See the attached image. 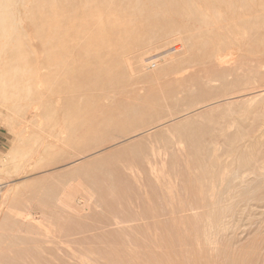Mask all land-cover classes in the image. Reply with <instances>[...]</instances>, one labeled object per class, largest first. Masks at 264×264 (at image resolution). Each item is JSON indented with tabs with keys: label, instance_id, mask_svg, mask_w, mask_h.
<instances>
[{
	"label": "bare ground",
	"instance_id": "6f19581e",
	"mask_svg": "<svg viewBox=\"0 0 264 264\" xmlns=\"http://www.w3.org/2000/svg\"><path fill=\"white\" fill-rule=\"evenodd\" d=\"M58 2L65 5V7L63 8V15L67 14L68 17H71L75 21L80 20L86 23V32H84L85 34L83 33L85 37L79 39L80 43H82V49H84L85 51V54L83 56L84 59L74 54L66 55L64 52L59 51L57 48H55L54 50H52L53 54L49 58L50 65L48 67L47 73H42L43 71L40 72L38 67L29 64V54L27 53L28 50L25 48H28L29 51L31 50V48L27 46V43L24 40V35L22 33H19L18 22H23L24 18L17 15V10L20 4L21 7L23 4H26L25 7L28 10L32 5H35V7H37V13L41 14L42 11L46 9L43 8L44 5H52V12L54 9V4ZM5 4L11 5H9V7H6ZM56 11H59V9H56ZM227 16L233 18V20L235 19L236 25L238 24L237 26L241 25L243 28H245V30H247L245 31L246 39L243 37L245 39L244 41H246L245 44L247 45V50L251 53L263 56L264 0H0V40L2 37H4L5 42L11 47V52H15L16 54H18L17 63L14 62L13 57L6 61V65H10V75L13 78L17 77L16 82L26 81V83L28 84L32 82L38 84L42 83L41 85L46 83L50 88L46 90L43 85L42 91L45 90V92L39 91L40 87L39 89H37L39 92L35 90L40 96L42 95V93H44V96L40 97V101L44 100L45 96L49 98L52 95V97H57L58 95V100H55L54 104L53 102H51V105L53 106L50 105L49 109L51 111V108L55 106L54 112H56V105L58 101H61L60 103L62 107L60 105L58 107L63 113L62 115L64 118L62 117L63 122L60 119L59 120L63 123V125H65V127L68 124V127H66L68 129L66 131L68 135L66 137H68V154L70 153V156L68 155V157L71 159L70 162L68 161L69 164L73 163L72 166H76L74 164L76 163V161L80 159L82 160L83 158L87 157H91L90 159L88 158L89 164L97 162V166L92 169L90 173V177H92L91 179L96 178V181H93V184L90 187L91 189L89 190L88 188H86V191L89 190V194H97L102 199H105L108 196H113L115 194H121L120 196H122L123 194L122 198H124V196H127L128 198V196H130V194H127L129 192V186H133L138 191H141L140 189L142 187L137 179L138 174L133 175L134 179L132 180L130 179L131 177L128 178L130 179V181L126 177V179L129 181L128 184L125 178L123 184L119 183L118 178L116 180L118 182L116 183L113 177L114 173H116V170L108 168L106 166L105 160L100 159V155L103 152L105 153L106 150L116 146V144H118L122 140H124L123 142H125V139H132L134 135L131 137V132L130 135H118L119 132H121V129L126 126L123 122L130 118H132L133 120L137 119L135 124H132L131 126H137L142 123H149L154 125H151V128L158 127L165 123L169 124V122H172L176 119V117H173L170 118L169 121L160 123L159 121L151 122L154 112L172 110L171 104L174 103V100L169 98L168 94L173 92V87L178 86V76L177 78H174L171 81H167L165 83H161L160 80H165L166 77H171L172 74L174 76V74L176 75L177 73L179 74L183 72L186 69L187 64L196 61L198 56H200L199 53L201 51V56L202 54L204 55L202 58L205 59L206 56V59L213 65H215L219 72L215 76L210 77V79H207L204 82L200 83V90L198 91L192 85L193 90L191 89L187 91V94H189V96L206 93L209 89L213 90L215 93L221 92L223 95H227V91L231 90L232 88L255 85L257 84V82L264 81V70L261 69L262 67L258 66L259 64L254 65L253 67L247 69L242 73H239L240 68L238 69L236 67L238 65L235 66L234 64H232L233 67L231 64L230 67H221L219 65V56L221 51L230 47L233 41L231 42L229 37L223 32H216L211 28L208 29V27L209 24H217L222 28L226 27V24H222L221 22H219V20H222ZM45 20V23L49 22L48 18H45ZM71 27L74 28L75 26L72 25ZM58 29L60 30L59 34L62 35L63 28L58 26ZM94 32L102 35L105 40L109 39L113 35L119 37L122 36V34H128L130 36V40H124L120 42L117 46L111 49L109 55L107 49L101 50L100 48H97L98 45L95 44V40L91 36ZM77 33L78 32L76 28L72 31H69V29L67 28V33H65L64 36L69 43L68 47L74 45L73 43L75 42ZM38 34L39 37L44 40V43L49 42L48 36L46 35L47 30L44 27L41 26V28L38 30ZM243 35H245L244 32ZM175 40H179V42H182L183 44V46L176 47L177 51L183 48V52L181 51V54L172 56L171 53V56H168V51L167 53H165L167 55L163 57L164 61L163 63L161 62V64L159 65V69H157L156 72L151 73L142 71V68L145 65L144 63L146 59H148L147 56L151 53V51L165 48ZM235 45L238 46L234 43V46ZM63 46L67 48L65 42H63ZM19 55H21V62ZM246 56L247 55H245V57ZM234 71H236L235 74ZM232 75H234V77L231 78L230 76ZM206 78L207 76L204 79ZM130 80H136V82L148 85V89L151 91V94L148 96L141 95L130 99L120 98L116 101V105L113 106L115 110L114 113H104L103 111L107 106L105 101L110 102L114 101V99H117V95L124 93L125 91L123 89L124 85L127 84L125 82ZM185 80V76L179 77V86L181 85V87L183 88L189 87L190 85H185ZM217 80H221L222 82H220L218 85L212 83L213 81ZM194 82L195 80L192 83ZM33 86H27V90L23 89L24 92H33L35 89ZM126 88L129 89V87ZM245 89L246 92L247 88ZM251 91L252 89L247 93L252 94ZM239 93L236 95H243H239ZM258 93V96H264V89L259 90ZM232 97L234 96L232 95ZM7 98L8 97H3L0 88V107L1 104L7 101ZM224 99L227 98L224 97ZM244 100L243 103L245 105ZM46 101L48 102L49 106V101ZM47 102H45L44 100L42 104H47ZM190 111L192 112V110ZM211 111L213 112L214 110ZM206 112L207 111H199L197 114H195V116H204ZM54 114L52 115L55 117ZM174 115H170V117ZM262 115L264 119V114ZM57 118L58 116L54 118L55 124L57 123V121L55 122ZM190 120H192V118L189 115L180 122L170 123V125H168V127L166 126L167 128L165 127L164 129H162L161 132L163 133L168 130L176 129L179 127V125H181L182 127L187 126L189 124L188 121ZM202 120L204 122L195 123L193 126L194 128L185 135L187 137H185V139H180L179 141V143L187 142L186 146L188 145V147H185L188 149L185 148V151H183L182 149H179L181 151L175 150L173 153L169 151V153L171 152L172 157L170 156V168L167 169L172 170V172H169L164 167L169 173L177 172L178 174L180 172L184 176L186 175L184 181L185 183H189L192 185L190 187L191 193H189V187L187 189L182 188L184 189L183 192L187 191L188 193L186 192L179 195V209L177 208L179 210V213L178 211L177 213L171 212V210L167 211V209H171L173 207V209L175 210V207L178 205V203H174L177 205L172 206L171 208L170 206L167 207V203L165 202V200H169L168 196H165L162 190H160L161 193L159 192L156 183L155 186L151 184V186L153 187L152 189H154L155 191L154 195L159 199H157L158 203L152 204L144 201L142 202L143 207H159L163 209V212L167 207L165 210L167 214H169L168 212H171L170 214L176 213V215H174L168 222L162 219L163 222L162 220L160 221L162 225L160 224L155 228V221V225L153 224V226L149 223L151 225V228L153 227L154 230H158L160 233L159 235H157L158 233L156 234V231L153 232L156 234L154 238L158 240V244L155 246L154 242L150 243L153 245L149 247L147 246L145 249L139 246V250L137 247L135 251L129 254H131V256H137L138 258L141 255L142 257L147 256L152 264H264V225H258L255 227V218L253 220V218L251 217L257 214H254V212L252 213L250 210H247H254L255 208L254 211H256V208L261 209L260 207H262V204H264V163L258 164L259 162L257 161L259 159L256 157L258 153L256 152L257 146L260 144L264 145V134L262 135L261 130H259L261 131V133H256L254 129L253 130L255 133L253 132V134H251V132L253 131L251 130V128H253L252 125H249L251 127L249 128L250 130H247L248 128H245V131L247 130V133H244L240 130L241 132L239 131L235 134H227L222 132V128L218 130L217 128H215L216 126H209L208 124H205L207 122L206 120ZM59 124L60 122H58V124H56L55 126ZM258 124L259 125L255 123L254 125H256V127H258L259 129V126L261 124ZM94 125H96L95 129H93ZM261 126L260 128H262L264 125L262 127ZM62 129L65 130V128ZM141 131L139 130V132ZM177 132L178 131L176 130L175 133ZM154 133L158 134V132ZM182 137L183 136H181V138ZM173 138L175 139V137ZM173 144L174 143L172 142L170 146H172ZM62 151H64L63 148ZM157 151L161 152L163 150L159 149ZM132 153L130 155H132ZM221 154H228V158H232L231 161L229 160L230 162L222 163V161L220 160ZM169 155L167 158H169ZM136 156H138V153ZM129 157L132 158L131 156ZM179 159L187 162V168H184L185 165L182 163V161V169L179 170V164H181L179 163ZM139 160L141 159L139 158ZM150 160L148 162L149 165L144 164V161V163H142V166L139 167V171L143 173V176L148 179V181H150V179L153 180L152 178H154V176L156 175H154L153 173L154 176H152V166H150ZM159 160L161 161L160 157ZM227 160L228 159L226 158L224 161ZM130 161L131 159L129 160V162ZM166 161L168 160L165 159L164 163H166ZM135 162H137V160H135ZM9 164L10 160H0V172H4L5 174L9 175ZM5 165L8 166V169L3 168ZM123 166H125V164H123ZM159 167L160 164H158V168ZM160 168L159 169L162 172L165 171L163 167ZM224 169H228L229 171H224ZM136 173L139 172L136 171ZM120 174L122 173L120 172ZM166 176L163 175L160 177H164L165 179H167ZM178 176L176 175L177 178H180ZM97 178H102V180H97ZM182 180L183 179H181V184L183 182ZM163 183L165 184V182H162V184ZM166 185H164V187ZM150 194L152 195V193ZM137 196H135V198ZM154 200L156 201V199ZM50 201L55 209L59 208L62 211L71 209L78 214L80 210L83 209L82 212L84 211V208H82V206L80 208L77 207L72 200L66 201V199L64 200L61 197H56L55 195H53L50 198ZM169 204L171 205L170 202ZM129 206L130 205H128V208ZM131 209H134L132 205L130 206V210ZM149 209L150 208H148L147 210ZM246 210L248 211V213H252L250 215H254L250 218L246 217L247 219H240L239 217L246 213ZM261 211L264 212V209ZM10 213L12 212L10 211ZM106 213L109 212L107 211ZM6 215H8V213ZM157 216L158 215H156V217ZM258 216L259 214L256 217ZM9 217H5L4 220L2 219L3 225L0 226V264H19V262L16 263L15 261L10 259V253V256L8 257L7 251L6 253L3 251L4 247L7 248L8 245L10 246V244H13L12 236H10L8 232H4L8 229L5 224L12 220ZM244 219L246 221H244ZM263 219H261L260 222ZM28 220L29 219H27V221ZM34 220L36 221L35 218ZM120 220L121 219H119V221ZM262 222H264V220ZM168 223H170L171 225H169ZM122 228V231H125L124 226H122ZM133 228H135V226H132L130 229L131 231L135 232ZM137 228L139 229L140 227L137 226ZM143 230L145 231V229ZM110 231L108 233H110ZM133 235L137 237L139 236L137 235V233ZM147 235L148 236L144 237L141 235V237L138 238H146L150 240V237L152 238L153 234L151 236H149L150 234ZM125 239L127 240V238ZM125 239L123 243L125 242ZM146 239H144V242ZM148 240L146 242L148 243V245H150ZM131 241L133 243V240ZM117 243L115 242V244ZM132 243H130L129 246H132ZM135 245L136 244H134L133 247ZM116 246L118 247V245ZM116 246L114 248H117ZM98 250L100 249L98 248ZM8 251L11 252V250ZM124 251L123 254H127V252L124 253ZM25 252L26 251H24V253ZM117 252H119V250ZM119 253H121V251ZM38 254L40 256L42 255L41 253ZM112 254L110 255L112 256ZM125 255L123 256L124 259L126 257ZM17 257L19 256H16L15 258ZM21 260L23 259L21 258ZM119 260L121 261V259ZM126 261H128V259ZM126 263L128 264L129 262Z\"/></svg>",
	"mask_w": 264,
	"mask_h": 264
},
{
	"label": "rangeland",
	"instance_id": "374dc122",
	"mask_svg": "<svg viewBox=\"0 0 264 264\" xmlns=\"http://www.w3.org/2000/svg\"><path fill=\"white\" fill-rule=\"evenodd\" d=\"M5 5L6 7H9V5L11 4H5ZM25 5L26 4H23L21 7V4H20L18 6L17 15L24 18L23 22L22 21L18 22V27H19V33L20 34L22 33L24 35V40L26 41L27 46L31 48L30 51L28 48H25L28 50L27 53L29 54V64L30 65H35L36 67H38L40 72L43 71L42 73L44 72L47 73L48 67L50 65L49 58L53 54L52 50H54L55 48H57L59 51L64 52L66 55L74 54L84 59L83 56L85 54V51L84 49H82V43H80L79 41L80 38L85 37L83 35V33L86 32V23L84 21H80V20L75 21L71 17H68L67 14L63 15V11H64L63 8L65 7V5L60 2L54 4V9L52 12H51L52 5H44L43 8H46V9L43 10L41 14L37 13L36 11L37 7H35V5H32L29 8V10L25 7ZM201 6H204V5H201ZM56 9H59V11H56ZM45 18L49 19L48 23H45L46 22ZM219 22H221L222 24H226V27L222 28L218 26L217 24H213V25L209 24L208 29L211 28L215 30L216 32H223L225 35L229 37L231 42L233 41L230 47L221 51L220 56H219L220 57L219 65L221 67H230L232 64H234L235 66L238 65L236 67L238 69L240 68L239 73H242L246 71L247 69L253 67L254 65H258V64H259L258 66L262 67L261 69L264 70V55L263 56L257 55L247 50V45L245 44L246 41H244L246 39L245 31L247 30H245V28H243L241 25L237 26L238 24L236 25V20L235 19L233 20V18L229 16L223 18L222 20H219ZM72 25H74L75 27L72 28L71 27ZM41 26L47 30L46 35L48 36V40H49L48 43H44V40L39 37L38 30L41 28ZM58 26L63 28L62 35L59 34L60 30L58 29ZM67 28L69 29V31L70 30L72 31L73 29L76 28L78 32L77 37L75 38V42L73 43L74 45L69 46V47H68L69 43L64 36V34L67 33ZM243 32L245 33V35H243ZM91 36L94 38L95 44L98 45L97 48H100L101 50L107 49L109 55H110L111 49L117 46L120 42L124 40L125 41L130 40V36L128 34H122V36H119V37L113 35L112 37L114 38L109 36L110 38L106 40L102 35H99L96 32H94ZM63 42H65L67 48L63 46ZM234 43L237 44L238 46L236 45L234 46ZM174 46L179 47V46H183V44L182 42H179V40H175L173 41V43H171L169 46L165 48H160V49L151 51V53L147 56L148 59H146L144 63L145 65L143 66L144 70L142 68V71L154 73L157 71V69H159V65L161 64V62L163 63L164 61L163 57L165 55L168 54V56H171V53H172V56H177L183 52L182 50L183 48H181V50L179 51H176L174 49ZM199 54L200 56H198L196 61H194L195 63L191 62L187 64V67L183 72L179 74L177 73L176 75L174 74L175 77L172 74L171 77L168 76L169 78L166 77L165 80L164 79L160 80L161 83H165L167 81H171L174 78H177L178 76L177 78L178 86L173 87L172 89L173 92L170 93L171 95L168 94L169 98L174 100V103L171 104L172 110L154 112L151 122L159 121L160 123L164 121H169V119L173 117H176V119L172 121L173 123L180 122L189 115L191 116L192 120L188 121L189 124L187 126L182 127L181 125H179L178 128L168 130L163 133L161 132V130L164 129L166 126L168 127V125H170V123L172 122H169V124L168 123L162 124L163 126L160 125L158 127L151 128L150 126L151 125L154 126V125L149 124V123H146V124L142 123L137 126H131L132 124H135L137 119L133 120L132 118H130L131 120L128 119L124 121L123 123H125L126 126L121 129V132H119L118 135H125V134L130 135V132H131L130 136L132 137L134 135L132 139L131 138L130 139L128 138L129 140L125 139V142H123L124 140H122L121 142L116 144V146L112 147L113 149L112 148L108 149L105 151V153L103 152L101 155L100 154L98 155H100L101 157L100 159L105 160L106 166L108 168L116 170L115 171L116 173H114L113 175L116 183L119 181V183L123 184V181L125 178L128 184L130 179L131 180L134 179L133 175L138 174L137 179L142 188L140 189L141 191H138L133 186L132 187L134 188V190L131 186H129L128 187L129 192L127 194H130V196H128V198L127 196H124V198H122L123 194L122 196H120L121 194H115L113 196H108L105 199H102L97 194L93 195V194H89L88 192L91 189L90 187L93 184V181H96V178L91 179L92 177H90V173H91V170L97 166V162L89 164L88 162L89 157H87V158H83L82 160L80 159L76 161V163H74L76 166H72L73 163L69 164L71 159L68 157V155L70 156V153L68 154L69 152L68 150L69 146L67 145L68 137H66L68 135V133L66 132L68 130L66 128L68 127V124L65 127V125H63L62 123L64 117L62 115L63 113L60 111L58 107L59 105L62 107L60 103L61 101H58L56 105L57 107L56 112H54L55 106L52 107L53 111L51 108V111L54 112L55 114L52 113L49 109L51 102H53L54 104V101L58 100L57 98L58 95L57 97H52L53 96L52 95L49 98L45 96L44 100L45 102H47L46 100L49 101V106H48V102L47 104L44 103L45 104L44 105L42 104L44 100L40 101L41 100L40 97L44 96V93H42V95L40 96L38 95V92L39 91L45 92V90L42 91L43 85L46 90L50 88L48 87L46 83L41 85L42 83L38 84V83L32 82L28 84L26 83V81L16 82L17 77L13 78L10 75L9 73L10 65H6V61L11 59V57H13L14 62L17 63L18 54H16L15 52H11V47L5 42V38L4 37L1 38L0 40V59H1L0 61V88L2 91L3 97L4 98L8 97V98H7V101L1 104V107H0V160H3V161L10 160V164H9L10 167L6 165L3 167L4 169L9 168L10 173L9 175H7L4 172H0V176H1L0 177V226L3 225L2 219L4 220L5 217L10 216L9 218L12 220H10L8 223L5 224L8 227V229L5 230L4 232L6 233L8 232V234L12 236L13 244H10V246L8 245L7 247L8 249L4 247L3 251L5 253L7 251L8 257L10 256L9 253L11 254L10 256L11 260L15 261L16 263L19 262V264H31V263L33 264H64V263L65 264H117L119 263L120 264V262L121 264H123L124 262L125 263L129 262L128 264H152V262L149 260L147 256L142 257L141 255L138 258L137 256H131V254L129 253L135 251L137 247L139 250L140 249L139 246L142 247L143 249H145L147 246L148 247L152 246L153 244H150V243H153V242H154V245L156 246L158 244V240L154 237L156 236L157 233H158L157 235H159L160 233L158 230L157 231L154 230L153 227L151 228V225L153 226V224L156 222L155 223L156 226H154V228L158 227L160 224L162 225V223L160 222L162 219L168 222L171 220V218L174 215H176L177 211L179 213V210H178L179 209L178 208L179 207V195L187 192L186 190H185L186 192H183L184 189L182 188L187 189L189 187V193H191L190 187L192 185L189 183L188 185L184 181V178L186 175L184 176L180 172L177 174V172H174V171H173L174 173H169V172H172V170L167 169V168H170L169 166L171 162L170 156L172 157L171 152L173 153L175 150H179V149H182L183 151L188 149L186 148L188 147V145L186 146L187 142L179 143L180 139H185V137H187L185 135L194 128L193 126L195 123L204 122L202 119L207 121V122L205 121L206 122L205 124H208L209 126H216L215 128H217L218 130L222 128L223 130L222 132L227 133V134L228 133L235 134L239 132L240 130L244 133H247L246 131L250 130L249 128H251L250 127L251 125L253 127L251 128V130L254 129L256 133H261L262 131V135L264 134V126H263L264 119L262 115L264 114V96L263 95L258 96L259 94L258 91L264 89V81L257 82V84L255 85H249L245 87L241 86L239 88H232L231 90L227 91L228 93L227 95H223L221 92L215 93L211 89H209L206 93L199 94V95L189 96V94H187V91L193 88L192 85L198 91L200 90V87H199L200 83L204 82L207 79H210V77L215 76L219 72V70H217V67H215V65H213L211 62H209L206 59V56H205V59L202 58L204 55L202 54L201 56V51ZM245 55L247 56L245 57ZM19 57H20V62H21V55H19ZM21 65H24V64H21ZM236 71H234V74L236 73ZM181 76L186 77L185 85L186 86L190 85L189 87L183 88L181 87V85L179 86V77ZM206 76L207 78L204 79ZM202 77H203V80H202ZM230 77L232 78L234 77V75ZM194 80L195 82L192 83ZM220 82L222 81L217 80V81H213L212 83L218 85ZM125 83L127 84H125L123 87V89L125 90L124 93L118 94L116 97L117 99H114V101H110V102L105 101L107 106L105 107L103 111L104 113L106 114L114 113L115 110L113 106L116 105V101L120 98L130 99V98L141 96V95L148 96L151 94V91L148 89V85H145L144 83L136 82V80H130ZM33 85H35L37 88ZM27 86L29 87L33 86L35 88L34 91L31 93H28L26 91L24 92L23 89L27 90ZM126 87H129V89H127ZM256 87H260L262 89L256 88ZM245 88H247L246 92H245L246 90ZM37 89H39V91ZM248 89L249 91L252 89L251 92L253 95L251 93L249 94L247 93L249 92ZM35 90H37L38 92ZM238 93L239 95L241 94L243 95L242 96L236 95ZM232 95L234 97H232ZM30 96H33V97H30ZM224 97L227 99H224ZM228 97H232V98H228ZM242 99L243 100L247 99V100H244L245 105ZM190 110H192V112ZM211 110H214V111L212 112ZM199 111H207V112L204 114V116H199V117L195 116V114H197ZM59 112L61 115L59 114ZM184 113H187L188 115ZM52 114H54L55 117ZM170 115H174V116L170 117ZM56 116H58L57 120H55V122L57 121L56 124L60 122V124L57 126H55L56 124L54 123V118H56ZM140 119H145V118H140ZM255 123H257V125H259L258 123H260L261 125L263 123L262 125L263 127L260 125L263 129L260 128V126L258 129V127L254 125ZM147 127H150L151 129ZM62 128H65V130H63ZM95 128H96V125L93 126V129ZM245 128L246 129L248 128V129L245 131ZM139 130L140 131L142 130V131L139 132ZM176 130L178 131L177 133H175ZM254 130L251 132V134H253ZM135 132L136 133L138 132V133L136 134ZM154 132H158L159 135ZM172 136L175 137V139ZM181 136L183 137L181 138ZM263 138H264V135H263ZM171 141L174 143L172 145L174 147L170 146V144H172ZM260 145L257 146L256 152L258 153L256 157L259 159L257 161L259 162L258 164H263L264 163V145L263 144H262L263 146L262 145L260 146ZM136 146H137V149H136ZM62 148L64 151H62ZM159 149L160 150L162 149L164 153L163 151L161 152L157 151ZM169 151L171 152L169 153ZM135 152L138 153V156H136L137 153ZM131 153L132 155H130ZM167 153L168 155L170 154L169 158H167L168 157ZM227 155L228 154L226 155L221 154L220 160L222 161V163L224 162L227 163L231 161L232 158L229 157L230 158L229 159L228 158L229 155L228 156ZM129 156H131L132 158H130ZM159 157L161 161L159 160ZM139 158L142 161L139 160ZM226 158L228 160L224 161ZM130 159L131 161L129 162ZM165 159L168 160L166 161V163L168 164L164 163ZM135 160H137V162L139 163L135 162ZM149 160L151 163L150 166H152V176L156 174L154 178H152L153 180L150 179V181H148V179H146L143 176V173L139 171V167L142 166V163H144V161H145L144 164L149 165L148 164ZM162 162L164 165L162 164ZM181 162L185 165L184 168H187V165H188L187 162L179 159V163ZM182 163L179 164V170L182 169L181 167ZM88 164L91 166H89ZM123 164H125V166H123ZM158 164H160V167H163V168L165 167L169 172L165 168H164L165 171L163 170L164 172H162L161 171L162 169L160 167L159 168L161 170L158 168ZM135 170L139 173H136ZM224 171H229V170L224 169ZM120 172L123 175L120 174ZM175 173L177 176L179 175L178 177L180 178H177ZM163 175L165 176L167 175L166 176L167 179H165L164 177L162 178L160 177ZM126 177L127 179L130 177L131 178L128 179L129 180L128 181ZM117 178L119 179L118 181H116ZM179 179H180V182H179ZM181 179H183L182 181L184 182V183L182 182V184H181ZM97 180H102V178L101 179L97 178ZM3 182H6V183H3ZM162 182H165V184L164 183L162 184ZM151 184L153 186L156 185L160 193H161L160 190H162L163 194L165 196H168L169 200L167 201L165 200V202L167 203V207L170 206L171 208L172 206L177 205L174 203H178V205L175 207V210L173 209V207L171 209L169 208L167 209V211L171 210V212H176V213L170 214L171 212H168L169 214H167L165 211L167 207L164 210L165 213L163 212V209L159 207L157 208L143 207L142 202L144 201L152 203V204L158 203L157 202L158 198L154 195L155 191L154 189H152L153 187L151 186ZM164 185L166 186L164 187ZM86 188H88L89 190L86 191ZM150 193H152V195ZM53 195H55L56 197H61L64 200L66 199V201L72 200L77 207L80 208L82 206V208H84V211L82 212L83 209L81 208L82 210H80L78 214L75 211H72L71 209L69 210L67 209L65 211H62L59 208L55 209V207L53 206V204H51V201H50V198ZM135 196L137 197L135 198ZM152 196L155 198H153ZM154 199H156V201ZM169 202L171 203V205L169 204ZM128 205L130 206L132 205V207L135 210L134 209L130 210V206L128 208ZM263 206L264 204H262V207H260L261 209L256 208V211H254L255 208L254 210L247 209V210H250L252 213L254 212V214L256 213L257 215L259 214V216L261 215L262 217L258 216L259 219L258 217H256L257 215L253 214L255 217L253 215H250L252 213L251 212L248 213L247 210H246V213H244L239 218L247 219L246 217L250 218L251 216H253L251 218H253V220L255 218L254 220L256 223L254 225L255 227L258 225H264V222H262L264 220L263 219L264 212L261 211L264 209ZM148 208H150L149 209L150 212L149 210H147ZM106 209L109 213H106L107 212ZM10 211L12 213H10ZM7 213L9 216L6 215ZM155 214L158 216L156 217ZM131 215L133 216V218ZM158 217L160 220L158 219ZM34 218L36 219L37 222L34 220ZM27 219L29 220L27 221ZM30 219L31 220L33 219L32 220L33 222ZM119 219L121 220L119 221ZM145 219L147 221L149 220L148 224ZM245 219L244 221H246ZM261 219H263L261 221L262 223L260 222ZM130 224L133 227L135 226V228H133L135 232L131 231L130 228L132 226ZM168 224L171 225L170 223ZM88 226H89V229H88ZM122 226H124V229L126 232L122 231L123 230ZM137 226L140 228L138 229ZM114 228L115 229L118 228L117 230L119 232L115 230ZM143 229H145L146 232ZM149 229L150 230L153 229L154 231L153 230L150 231ZM109 231L110 233H108ZM113 232L116 234H114ZM129 232L131 233L133 232V233L131 234ZM153 232H155L156 234ZM136 233L137 235H139L138 237H141V235L143 237L148 236L147 234H150L149 236H151L152 234L153 235H152V238L150 237V240L144 238L146 239L145 242H144V239L141 238L143 241L142 242L140 238L133 235ZM125 238H127V240ZM124 239H125V242L123 243ZM131 240H133V243ZM147 240L149 241L150 245H148V243L146 242ZM115 242L116 243L118 242V243L115 244ZM130 243H132L133 245L134 244L136 245L134 247L133 245L129 246ZM116 245H118V247ZM115 246L117 248H114ZM98 248L100 250H98ZM8 250H11V252ZM118 250L119 252L121 251L122 255L121 253L117 252ZM24 251L26 252L24 253ZM123 251L124 253L127 252V254L126 253H125L126 255L123 254ZM38 253H41L42 255L40 256ZM109 253L110 254L113 253L112 256ZM15 255L19 257L15 258L16 257ZM124 255L126 256L125 259L123 257ZM12 258H15V259H12ZM21 258L23 260H21ZM119 259H121V261ZM127 259L128 261H126ZM113 260H114V263H113Z\"/></svg>",
	"mask_w": 264,
	"mask_h": 264
},
{
	"label": "built area",
	"instance_id": "2783aa9c",
	"mask_svg": "<svg viewBox=\"0 0 264 264\" xmlns=\"http://www.w3.org/2000/svg\"><path fill=\"white\" fill-rule=\"evenodd\" d=\"M177 46H174V49L177 51V48H176Z\"/></svg>",
	"mask_w": 264,
	"mask_h": 264
}]
</instances>
